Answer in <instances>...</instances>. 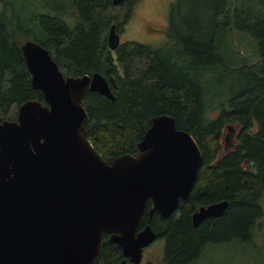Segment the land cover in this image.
<instances>
[{
    "label": "trees",
    "instance_id": "16d2710c",
    "mask_svg": "<svg viewBox=\"0 0 264 264\" xmlns=\"http://www.w3.org/2000/svg\"><path fill=\"white\" fill-rule=\"evenodd\" d=\"M4 1L0 122L16 119L19 106L30 99L45 103L42 91L31 83L21 49L26 40H36L50 49L65 74L99 72L113 79L114 100L91 91L83 98L90 117L88 137L108 163L124 153L137 154L152 118L162 113L173 115L200 145L203 163L182 216L176 223H163L173 216L152 219L162 222L152 225L166 241L164 264H194L208 244L230 234L252 240L263 216L264 0H201L198 16L186 0H177L170 18L172 42L153 47L128 41L117 51H111L105 36L114 23L108 14L113 0H67V7L53 0H28L37 10L26 18L27 26L10 13L15 0ZM235 33H241L245 46L231 38ZM258 55L260 59L250 60ZM220 71L236 75L223 95L211 87L212 73ZM230 126L235 139L228 144ZM223 200L230 202L223 216L193 226L195 209ZM142 221H151L147 213ZM122 261V248L105 242L95 264Z\"/></svg>",
    "mask_w": 264,
    "mask_h": 264
},
{
    "label": "water",
    "instance_id": "95a60500",
    "mask_svg": "<svg viewBox=\"0 0 264 264\" xmlns=\"http://www.w3.org/2000/svg\"><path fill=\"white\" fill-rule=\"evenodd\" d=\"M108 44L111 50L121 45L116 23ZM21 49L45 103L30 99L16 119L0 122V264H95L104 232L140 264L159 237L150 224L141 228L149 203L150 216L158 211L168 218L190 197L204 159L200 145L162 113L152 118L137 154L108 163L88 137L83 98L91 91L114 100L113 79L65 74L50 49L33 39ZM229 205L200 206L193 226L223 216Z\"/></svg>",
    "mask_w": 264,
    "mask_h": 264
},
{
    "label": "rangeland",
    "instance_id": "374dc122",
    "mask_svg": "<svg viewBox=\"0 0 264 264\" xmlns=\"http://www.w3.org/2000/svg\"><path fill=\"white\" fill-rule=\"evenodd\" d=\"M27 1L15 0L10 7V13L17 18H21L25 26H27L26 18H28V15L37 10L33 3L28 6ZM176 2L177 0H124L121 4L113 5L108 14L114 18V23L117 24L122 43L136 41L153 47H161L172 42L169 34L170 18L173 4ZM53 3L61 7L68 6L67 0H53ZM186 3L188 6L194 7L196 16H198L201 0H186ZM7 7L5 1L0 0V12L7 11ZM195 25L197 24L195 23ZM109 30L110 27L105 35L107 40ZM240 37L241 33H235L231 38H234L243 47L245 44L239 41ZM184 46L181 45V47ZM244 53L247 55V51ZM233 58L235 61L237 60L234 54ZM260 58L261 55L252 56L250 60ZM140 65L142 66L143 63ZM211 78L212 90L223 95L229 92V83L234 81L236 75L220 71L212 73ZM218 81L220 82L218 83ZM11 115L12 112L8 116ZM230 137L234 140L235 134L230 135ZM260 206L263 216L258 219L255 225L252 240L243 236L233 237L230 234L227 240L208 244L194 264H264V191L260 199ZM165 250V239H156L145 248L142 264H164Z\"/></svg>",
    "mask_w": 264,
    "mask_h": 264
},
{
    "label": "flooded vegetation",
    "instance_id": "af4514ba",
    "mask_svg": "<svg viewBox=\"0 0 264 264\" xmlns=\"http://www.w3.org/2000/svg\"><path fill=\"white\" fill-rule=\"evenodd\" d=\"M121 44H122V41H121ZM118 49V48H117ZM117 49L116 50H111V51H117ZM230 135H231V133H227L226 134V136L228 137L227 139H226V136H225V140H226V143H230V139H231V137H230ZM191 196H192V194L190 195V197L188 198V199H186V200H183V199H181L180 201H179V204H178V207H177V209L169 216V217H171V216H173L174 217V220L172 221V222H169V221H164L163 223H176L178 220H179V218L182 216V213H183V208L184 207H186L188 204H189V202H190V199H191ZM151 206V204L149 203V205H148V209L146 210V213L149 215V207ZM199 209V207L197 208V209H195V211L196 210H198ZM194 211V212H195ZM194 212H193V214H194ZM226 212V211H225ZM145 213V214H146ZM157 214H159V215H161L162 216V214L161 213H159L158 211H155L151 216L149 215V217H150V219H151V221L148 223V222H146L147 224H150L151 226H152V228L156 231V229L154 228V226L152 225V223H162L161 221H159V222H157V221H155V220H152V219H154V217H155V215H157ZM193 214H192V216H193ZM225 214V213H224ZM192 216H191V223L193 224V220H192ZM163 217V216H162ZM168 217V218H169ZM164 219H168V218H165V217H163ZM209 218H213L212 216L211 217H209ZM209 218H207V219H205L200 225H202L203 223H212L211 221H209L208 219ZM141 223H143V221L141 222ZM147 224H145V225H147ZM145 225H141V228H143ZM199 227V226H198ZM157 232V231H156ZM158 233V232H157ZM159 235V234H158ZM112 234L111 233H109V232H104L103 233V245H104V243L105 242H112V243H115V242H113L112 241ZM159 238V237H158ZM224 238H226V236L224 237ZM224 238H218V239H216V240H219V241H221V239L222 240H224ZM117 244V243H116ZM165 244H166V241H165ZM102 245V246H103ZM151 245V244H150ZM145 250V249H144ZM123 251V250H122ZM143 257H144V251H143ZM124 260H126L124 263H123V261ZM123 261L121 262V264H133L131 261H130V259L129 258H126L125 256H124V254H123ZM142 261H143V259H142ZM140 264H142V262L140 263Z\"/></svg>",
    "mask_w": 264,
    "mask_h": 264
}]
</instances>
